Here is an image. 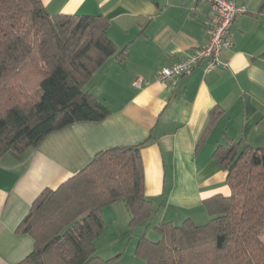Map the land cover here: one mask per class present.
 <instances>
[{
    "label": "crops",
    "instance_id": "crops-1",
    "mask_svg": "<svg viewBox=\"0 0 264 264\" xmlns=\"http://www.w3.org/2000/svg\"><path fill=\"white\" fill-rule=\"evenodd\" d=\"M233 1L246 12L231 27L232 45L221 54L225 66L209 73L197 68L164 83L162 69L207 42L204 1H42L51 16L104 17L118 54L126 51L123 59H108L83 89L109 110L106 119L74 124L35 149L0 159V264H19L31 253L32 238L17 228L36 198L57 189L106 148L143 144L144 195L154 214L136 227L135 247L141 236L160 239L158 225L209 221L203 201L230 193L227 172L213 157L226 139L250 146L254 160L264 163V0ZM136 81L139 87L133 86ZM214 112L219 116L205 134ZM106 213L111 223L120 219L129 228L130 213L118 201L103 209L102 236Z\"/></svg>",
    "mask_w": 264,
    "mask_h": 264
},
{
    "label": "trees",
    "instance_id": "trees-1",
    "mask_svg": "<svg viewBox=\"0 0 264 264\" xmlns=\"http://www.w3.org/2000/svg\"><path fill=\"white\" fill-rule=\"evenodd\" d=\"M42 1L0 0V159L110 114L83 89L108 59H123L126 49L118 54L104 17L51 16ZM218 116L213 113L205 134ZM142 147L106 148L57 189L44 190L17 228L34 243L19 264H112L118 256H96L103 209L123 202L130 229L154 214L144 195ZM213 157L227 172L229 195L203 201L210 218L203 226L186 219L180 226L154 227L160 239L141 236L137 258L146 264H264V163L254 160L253 148L230 139Z\"/></svg>",
    "mask_w": 264,
    "mask_h": 264
},
{
    "label": "built area",
    "instance_id": "built-area-1",
    "mask_svg": "<svg viewBox=\"0 0 264 264\" xmlns=\"http://www.w3.org/2000/svg\"><path fill=\"white\" fill-rule=\"evenodd\" d=\"M208 6L210 30L205 45L195 50L182 61L171 67L164 68L159 73V80L164 83L176 77L190 75L195 69L201 68L203 73L220 66L221 54L232 45L230 30L235 19L244 14L245 8L233 0H202ZM139 87V81L133 83Z\"/></svg>",
    "mask_w": 264,
    "mask_h": 264
},
{
    "label": "rangeland",
    "instance_id": "rangeland-1",
    "mask_svg": "<svg viewBox=\"0 0 264 264\" xmlns=\"http://www.w3.org/2000/svg\"><path fill=\"white\" fill-rule=\"evenodd\" d=\"M107 214L108 213H106L107 229L105 234L104 236L101 235L102 237L100 236L101 238L99 237L100 239L97 238L95 241L96 256L103 260H108L119 255L112 264H145L143 260L134 255L135 240L138 234L136 227L131 232L130 228L122 224L120 219L117 223H111ZM118 235H122L123 237L119 238ZM116 237L118 239H116ZM153 237H155V235L148 237V239L152 241L158 240L153 239ZM261 240L264 242V231L261 233Z\"/></svg>",
    "mask_w": 264,
    "mask_h": 264
}]
</instances>
